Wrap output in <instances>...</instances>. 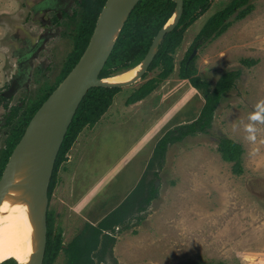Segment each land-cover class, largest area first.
Wrapping results in <instances>:
<instances>
[{"label":"rangeland","instance_id":"1","mask_svg":"<svg viewBox=\"0 0 264 264\" xmlns=\"http://www.w3.org/2000/svg\"><path fill=\"white\" fill-rule=\"evenodd\" d=\"M36 1L0 0L1 95L10 86L9 77L17 74L14 83L23 69L13 33L19 28V45L26 50L28 37L49 19L62 29L41 52L50 63L47 68L39 69L36 59L28 88L17 82L13 92H6L12 97L2 100L0 118L11 121L0 128V178L33 115L74 65L75 39L86 26L81 4L74 17L56 23L53 13H33ZM47 1L34 6L36 11ZM231 2L213 0L188 26L172 52L170 75L162 76L161 62L153 68L151 63L142 77L121 86L98 121L78 133L59 167L49 203L50 239L62 240L53 264H83L76 261L75 237H90L91 226L117 210L119 224L103 231L98 248L91 250L93 260L84 264H264V120L249 119L264 99V0L234 10L225 27L203 40L191 58L196 74L212 90L225 72L241 71L221 97L209 132L169 143L164 156L156 151L168 131L199 117L204 89L180 75L181 64L207 20ZM148 88L150 93L141 96ZM223 134L244 147L242 173L223 156L218 143ZM139 184L140 191L131 195ZM153 184L157 194L146 205ZM106 233L112 238L103 244Z\"/></svg>","mask_w":264,"mask_h":264},{"label":"trees","instance_id":"2","mask_svg":"<svg viewBox=\"0 0 264 264\" xmlns=\"http://www.w3.org/2000/svg\"><path fill=\"white\" fill-rule=\"evenodd\" d=\"M105 1L106 0H100V2L96 0H83V6L85 8L83 19L84 25L86 26L80 29V39L77 40L75 45L74 65L78 62L89 43L90 37L94 31L95 21L97 20L98 14ZM212 1L213 0H184L183 14L177 26L165 35L150 68L155 67L161 62L164 65L162 76L166 77L173 72L174 58L172 52L181 43L184 31L209 8ZM249 1L250 0H232L230 5L213 14L207 20L193 42L192 49L196 46H200L203 40L220 32L225 27L229 15L242 6L248 8L250 6ZM175 8L176 2L174 0H140L125 21L113 52L102 69L100 76L107 77L114 75L119 71L127 70L135 65L134 62L143 58L159 29L173 16ZM189 56L190 55H188L181 64L180 75L183 78H189L195 86L204 89L205 102L197 119L187 125L168 131L165 136L159 140L156 146V151L159 152L161 156H164L169 143L181 141L186 136L196 134L197 132H209V129L212 127L215 109L217 108L221 97L233 86L235 79L241 73L240 70H230L225 72L221 75L212 90L210 89L209 83L196 74V68L193 66L192 60L189 59ZM120 88L121 87L95 86L89 89L82 99L56 158L49 186V199H51L56 184L59 167L66 159L68 151L71 149L78 133L83 127L91 125L101 118L111 106L114 95L120 90ZM150 91L151 89L149 88L144 89L141 96L147 95ZM218 143L224 158L227 161L233 162L235 172L242 173L244 171L243 145L224 134L219 136ZM141 187L142 185L139 184L138 188H136L131 195L139 192ZM149 191V195L145 198L146 205H148L157 194L155 184L152 185ZM130 197L132 198V196ZM131 202L127 203L131 204ZM145 204L141 206V211L146 210ZM126 207L128 206L125 205L123 208ZM119 220L120 214L118 210L113 211L101 221L99 226H91L92 235L90 237L80 236L81 234L75 237L74 253H77V257H79L76 258V261L79 262V260H81L87 263L89 260H93L90 253L92 249L98 248L101 234L104 230L114 229V226L119 224ZM50 235L51 229L48 227V239L43 264H53V261L62 248V240L56 238V240L53 241L50 239ZM110 238H112V234H104L103 244H105L107 239ZM0 264L20 263L15 258H9ZM193 264L202 263L197 261Z\"/></svg>","mask_w":264,"mask_h":264},{"label":"water","instance_id":"3","mask_svg":"<svg viewBox=\"0 0 264 264\" xmlns=\"http://www.w3.org/2000/svg\"><path fill=\"white\" fill-rule=\"evenodd\" d=\"M139 1L106 0L82 56L33 115L0 178V209L9 183L17 176L28 179L26 185L32 193L38 222L37 244L31 264L44 262L48 239L49 186L58 152L82 99L92 87H121L142 77L165 35L177 26L184 11V0H174L175 12L155 35L142 60V69L135 78L122 82L106 81V76H100L102 69L113 52L125 21ZM197 50H193L190 58Z\"/></svg>","mask_w":264,"mask_h":264},{"label":"bare ground","instance_id":"4","mask_svg":"<svg viewBox=\"0 0 264 264\" xmlns=\"http://www.w3.org/2000/svg\"><path fill=\"white\" fill-rule=\"evenodd\" d=\"M33 53L34 50L30 52V54ZM25 59L21 61V69H23L14 82L11 92L15 90L17 82L22 86V83L27 79L31 60L26 61ZM135 66L129 71L125 70L107 76L105 80L109 82L131 80L138 75L143 62L140 61ZM27 180L26 176L15 177L9 183L1 205L0 263L9 258H15L22 264H31L32 262L38 238V222L34 213L32 193L26 185Z\"/></svg>","mask_w":264,"mask_h":264},{"label":"flooded vegetation","instance_id":"5","mask_svg":"<svg viewBox=\"0 0 264 264\" xmlns=\"http://www.w3.org/2000/svg\"><path fill=\"white\" fill-rule=\"evenodd\" d=\"M43 1L44 0H39L38 2L37 1L34 2L32 4V6H31V10L33 11L34 14H40V13H44L45 14L46 13L47 16H49L50 13H53L54 14L53 15L54 16V21L56 23L60 19H63L64 16L74 17V14L76 13V7L78 6V4H81L83 6V0H48L45 4L41 5L42 9L37 12L36 8H34V6H37L39 3L43 2ZM96 1H99V0H96ZM83 8H84V6H83ZM102 8H101V10H102ZM101 10H100V12H101ZM84 11H85V8H84ZM42 26L43 27H42L41 31L37 35H34V36L31 35L30 37H28L29 44L27 46H29V47L26 50L22 49V45H19V42L22 41L19 28L12 35L13 39H15L18 42V47L15 50V53L18 54L19 58H21L22 60H24L25 58H26L25 59L26 61L31 60V62L29 63V66H31V68H30V71L27 74L28 76L26 75L27 79H26V81H24L22 83V88H25V89L28 88V84L30 82V78L32 77V74H33V71H34V65H35L34 61L37 59L36 60L37 61V66H38L39 69H41V70L46 69L47 66L50 63H49L47 58H45V57H43L41 55V52L48 49V43L51 40H54V38L58 39L59 38L58 36H61L62 29L60 28L59 25L55 26L51 19H49V21L46 24L44 23ZM79 33H80V30H79ZM79 33H78V37L75 39L74 45H76L77 40L80 39V36H79L80 34ZM195 48L198 49L199 47L196 46V47L193 48V50ZM33 50H34L35 54L34 53L30 54V52L33 51ZM40 55L42 57H40ZM189 59H191L190 56H189ZM16 75L17 74H15L14 76L12 75L13 78L11 80H10V77H9L10 86L3 92L2 95L0 94V105L2 104V100L5 97H9V98L12 97L13 94L12 95H7L6 92L8 90L14 88L13 80L16 77ZM7 103L4 104L5 107H6ZM16 112L17 111H15L14 113L16 114ZM7 121L10 122L11 121V117L7 118V120H4V118H0V128L5 126Z\"/></svg>","mask_w":264,"mask_h":264},{"label":"clouds","instance_id":"6","mask_svg":"<svg viewBox=\"0 0 264 264\" xmlns=\"http://www.w3.org/2000/svg\"><path fill=\"white\" fill-rule=\"evenodd\" d=\"M249 119L252 121L264 120V99L258 101V103L256 104V111L250 114ZM245 127L250 134L254 132L253 125L249 124L246 125ZM248 138L250 140H254L255 136L249 135Z\"/></svg>","mask_w":264,"mask_h":264}]
</instances>
